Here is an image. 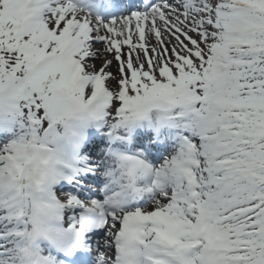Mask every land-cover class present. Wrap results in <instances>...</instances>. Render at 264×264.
<instances>
[{"label": "snow or ice", "instance_id": "1", "mask_svg": "<svg viewBox=\"0 0 264 264\" xmlns=\"http://www.w3.org/2000/svg\"><path fill=\"white\" fill-rule=\"evenodd\" d=\"M0 264H264V0H0Z\"/></svg>", "mask_w": 264, "mask_h": 264}]
</instances>
